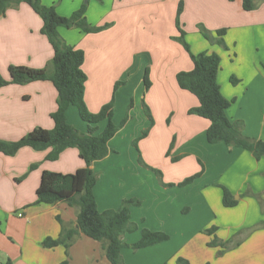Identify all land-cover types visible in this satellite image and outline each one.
<instances>
[{
    "label": "crops",
    "instance_id": "obj_1",
    "mask_svg": "<svg viewBox=\"0 0 264 264\" xmlns=\"http://www.w3.org/2000/svg\"><path fill=\"white\" fill-rule=\"evenodd\" d=\"M83 1L42 0V4L53 6L58 15L67 17L78 10ZM252 2L254 8L245 11L242 0H88L85 12L88 24L108 25V28L90 34L79 29L58 28L66 44L84 53L81 67L86 75L84 102L91 113L99 112L112 98L115 99L114 110L119 100L125 102L131 93L141 98L147 69L153 87L144 100L151 107L156 97L164 103L162 116L166 126L160 132H156L154 126L144 142L150 138L153 152L161 156L173 138L176 154H186L203 164V174L193 183L195 188L191 195L187 186L162 190L165 195L169 194L165 203L150 195L146 202H149L151 223L146 217H137L144 205L142 201L140 207L130 209V222L136 224L138 230L124 234L123 242H137L142 228L164 232L169 239L133 250L138 251L139 263L128 249L122 248L120 255L124 264H160L165 258L169 264H174L179 255L188 262L192 258L194 264H264V227L255 229L237 248L222 255L217 254L218 247L207 246L213 235L201 233L202 229L215 227L214 236L227 241L239 229L264 221V157L256 160L240 147L228 148L222 143L206 142L209 122L188 114L189 109L198 106V100L181 90L175 79L178 72L192 69V61L183 47L172 39L179 34L175 17L178 4L182 3L179 20L190 52L194 55L214 53L220 58L217 83L221 94L234 100L226 110L227 118L242 121L245 136L264 141V0ZM198 25L211 33L225 29V49L210 45L199 34ZM41 27L40 17L25 3L0 14V76L4 80H10L9 66L40 69L50 61L53 51L41 34ZM118 82L123 84L115 89ZM55 101L56 90L49 81L1 87L0 140L16 141L36 127L52 129L50 115L56 109ZM66 117L75 129L82 133L87 131V124L79 118L75 108H68ZM145 124L143 120L141 125ZM128 126L129 123L126 128ZM104 127L105 121L100 122L97 132ZM116 139L114 136L108 142L110 153L91 165L97 175L93 194L99 212L118 209L123 199L140 196V187L146 189L144 182L154 181L135 164V154L134 157L130 153L125 156L114 151L118 149ZM158 145L161 146L156 151ZM151 149L147 147L149 155ZM49 151L25 147L14 156L0 153V264L7 260L11 264H59L65 259L62 246L48 249L41 243L45 238L59 236L61 228L57 218L76 228L78 209L62 202L33 203L43 171L70 174L85 164L74 148L64 150L55 161L46 160ZM168 163L165 159L162 164L154 165L166 170L173 167ZM32 165L36 167L30 170ZM177 174L174 170V179L165 174L166 180L179 182L185 176L181 171ZM216 185L224 186L237 197V205L223 207L222 191ZM246 191L259 197L244 196ZM190 197L194 206L215 212V219L190 227V221L180 211L182 206H188ZM68 264L109 262L100 243L80 233L68 250Z\"/></svg>",
    "mask_w": 264,
    "mask_h": 264
},
{
    "label": "trees",
    "instance_id": "obj_2",
    "mask_svg": "<svg viewBox=\"0 0 264 264\" xmlns=\"http://www.w3.org/2000/svg\"><path fill=\"white\" fill-rule=\"evenodd\" d=\"M87 1L85 0L80 8L70 16L65 17L58 15L53 6L43 5L42 0H0L1 15L8 8L15 7L20 3L28 5L40 17L42 21L40 32L47 38L53 51L52 58L43 68L9 66L10 80H4L0 76V88L9 84L25 85L35 81H49L56 90V109L50 115L53 128L46 130L36 127L16 141L0 140V153L5 156H14L21 148L25 147L34 151L50 149L45 158L48 161H55L64 150L76 149L85 166L70 174L43 171L33 205H53L62 202L77 208L78 213L75 221L77 228L66 225L57 218L61 228L59 236L55 239L45 238L41 244L48 249L62 246L65 259L59 264H68V250L76 236L81 233L100 243L109 264H124L120 255L122 248L128 247L132 250H139L165 242L169 236L164 232H154L142 228L137 242L126 244L122 241L121 237L124 234L138 230V226L130 222V209L141 204L138 199H123L116 210L99 212L97 209L93 194L97 175L92 170L91 165L110 153L108 142L114 137L121 125L116 126L112 121L113 98L108 104L102 106L97 113H91L87 109L84 102L86 75L81 68L84 62V53L66 44L58 33V28L79 29L85 34H90L109 27L108 25L98 27L88 24L85 17ZM242 8L245 11L252 10L254 8L252 0H242ZM181 12L182 3H179L175 17V25L179 34L172 39L178 42L188 53L193 66L189 71L178 72L175 79L181 90L189 92L198 100V106L189 109L188 114L209 122L205 132V140L208 144L222 143L228 148L240 147L249 151L256 160H259L264 157V141L245 136L243 134V122L230 121L227 118L226 110L234 100L226 99L220 92L217 83L220 58L214 53L201 52L194 55L190 52L179 20ZM198 32L210 45L216 44L225 49L223 41L225 29L211 33L202 25H198ZM231 82L235 84L236 81L231 78ZM120 84L122 83H116L115 89ZM143 85L144 91H147L151 86L147 69L144 73ZM70 107L75 108L79 118L87 124L85 133L78 131L68 123L66 112ZM144 111L150 119V124H152L150 112L145 105ZM103 121H105V127L102 131L97 132L98 124ZM172 160L175 159L172 158ZM35 167L36 165H32L30 170ZM201 174L202 172L197 173L178 185H187ZM218 187L222 191V206L225 208L236 206L238 201L233 198L229 190L222 185H218ZM243 195L259 197V195L251 194L249 191L244 192ZM256 227H264V221ZM214 232L215 227L203 231L206 235H213L207 246L218 247V255H222L230 248L228 245L230 240L221 241L214 236ZM5 264H11V262L7 260ZM175 264H189V262L177 258Z\"/></svg>",
    "mask_w": 264,
    "mask_h": 264
},
{
    "label": "rangeland",
    "instance_id": "obj_3",
    "mask_svg": "<svg viewBox=\"0 0 264 264\" xmlns=\"http://www.w3.org/2000/svg\"><path fill=\"white\" fill-rule=\"evenodd\" d=\"M96 1L100 2V0H96ZM83 2H85V0ZM120 83L123 84V82H120ZM150 83H151L150 87H153L152 86L153 82L151 80H150ZM122 84H120L118 87H120ZM124 84L126 85L127 83L124 82ZM142 89L143 91L141 90L142 91L141 95L143 96L141 98H139V96L135 98L131 93L129 94V97L125 102H122L121 100H119L118 108L117 106H115V110H114L113 109L114 104L112 106V111H114L112 112V116L114 118L113 123L116 126L121 125L120 129L114 135L117 138L115 141V144L118 146V149H114V148L113 149L114 151L122 152V154H124L125 156H127L130 153L134 157V154H135V160H136L135 164L138 165L139 168L144 170V172L146 173L148 172V174H150L151 178L154 180V181L144 182L143 185L146 187V189L140 187V190H141L140 196H139L140 198L139 197L135 198V199L140 200V202L142 201L144 204L139 209L140 213L137 214V217L139 216L146 217L147 221L151 223L149 209H148L149 202H146L148 201L150 195L157 197L158 200L160 199V201H164L165 203V202H168L167 198L169 194L165 195L164 192H161L162 190L171 189L175 187L184 188L186 186L188 187L189 195H191L192 191L195 188V185H193V183L196 182L203 174V164L197 163L196 161L190 159L186 154L183 156L176 154L177 150L175 148V141L173 140V138L168 144L167 148H165L161 156L160 155L157 156L156 152H153V148L149 142L150 138L144 142V140L148 138L154 126H155V131L160 132L164 128V126H166V124L162 116L163 111L165 109L164 103H161L160 99L156 97V102L154 103L152 102L153 106L152 107L149 106V104L144 100V96L150 88L147 91H144V85L142 83ZM148 99H150V97H148ZM134 103H135V106H134ZM144 105L145 107L148 108L150 112L152 124H150V119L147 117L144 111ZM143 120H146L147 124L142 126L141 124L143 123ZM127 123H129V126L126 128ZM148 146L150 147V149L152 148L151 155H149L147 152ZM160 146L161 145L156 146L155 150L157 151V149ZM172 152L174 153L173 155L175 156L172 155ZM138 157L140 161H138L139 160ZM172 158H174L175 160H172ZM165 159H168V161L170 162L168 163L169 164L168 166H173V167L171 168L169 167L166 170L164 168L163 170V168H161L160 166L154 165V164H158V165L162 164V162L165 161ZM181 160L182 161L184 160L183 164H181L182 163ZM194 164H196V167ZM194 169H199V170L193 171ZM174 170L177 176H178L177 172L179 171H181V174L183 173V175H185L183 176L184 178H182L181 181L171 182V181L166 180V176L171 177V179L175 178ZM200 172H202V174L198 176L197 178L193 179V181L188 183L187 185H184V186L178 185L179 183L183 182L185 179L192 177ZM233 198L235 199V196H233ZM188 203H189L188 206H182L180 211L182 212V216L190 221V227H196V225L203 222L204 220L206 222V221H210L212 218L215 219L217 215L215 212L211 213V210L206 211L205 209L199 208L198 206H194L193 200H191V197H190V200H188ZM260 228L262 227L246 226V227L239 229L237 232H235L231 236V238L228 239V241L230 240L228 244L230 248L226 251H230V250L237 248V246L242 244L251 232L255 231V229L257 230ZM203 231L204 230L202 229L201 230L202 234H203ZM126 244H129V243H126ZM123 249H128L132 253L131 257L133 259L137 258L135 261L138 263L140 262V259L138 257L139 255L137 254L138 251H133L132 249L128 247L127 248L124 247ZM177 258H182V257L180 255L177 256L174 259V264ZM189 262H190L189 264L191 263L194 264V260L192 258L191 260H189ZM160 264H169V261L167 260V258H165L161 261Z\"/></svg>",
    "mask_w": 264,
    "mask_h": 264
},
{
    "label": "water",
    "instance_id": "obj_4",
    "mask_svg": "<svg viewBox=\"0 0 264 264\" xmlns=\"http://www.w3.org/2000/svg\"><path fill=\"white\" fill-rule=\"evenodd\" d=\"M235 199H237V197H235ZM76 228H77V226H76Z\"/></svg>",
    "mask_w": 264,
    "mask_h": 264
}]
</instances>
